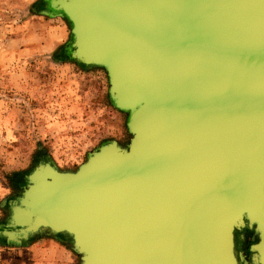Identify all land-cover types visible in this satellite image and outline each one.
Masks as SVG:
<instances>
[{
  "label": "water",
  "instance_id": "obj_1",
  "mask_svg": "<svg viewBox=\"0 0 264 264\" xmlns=\"http://www.w3.org/2000/svg\"><path fill=\"white\" fill-rule=\"evenodd\" d=\"M101 68L128 143L75 170L47 157L8 201L0 240L53 237L78 264H264V0H42Z\"/></svg>",
  "mask_w": 264,
  "mask_h": 264
},
{
  "label": "rangeland",
  "instance_id": "obj_2",
  "mask_svg": "<svg viewBox=\"0 0 264 264\" xmlns=\"http://www.w3.org/2000/svg\"><path fill=\"white\" fill-rule=\"evenodd\" d=\"M41 1L0 0V224L8 201L18 195L7 175L27 173L43 156L73 171L102 143L125 145L130 139L127 115L108 104L105 71L63 58L69 26L35 12ZM243 234L249 253L255 237ZM55 244L65 246L45 235L22 246L0 240V264H55L50 262Z\"/></svg>",
  "mask_w": 264,
  "mask_h": 264
},
{
  "label": "crops",
  "instance_id": "obj_3",
  "mask_svg": "<svg viewBox=\"0 0 264 264\" xmlns=\"http://www.w3.org/2000/svg\"><path fill=\"white\" fill-rule=\"evenodd\" d=\"M53 253L50 255V262L55 264H75V253L66 246H52Z\"/></svg>",
  "mask_w": 264,
  "mask_h": 264
},
{
  "label": "trees",
  "instance_id": "obj_4",
  "mask_svg": "<svg viewBox=\"0 0 264 264\" xmlns=\"http://www.w3.org/2000/svg\"><path fill=\"white\" fill-rule=\"evenodd\" d=\"M63 58L70 61L66 56H63ZM71 62H73V61H71ZM73 63L76 64L77 66L83 68V66H81L75 62H73ZM108 104L110 105L109 102H108ZM24 175H25V172H23V171H16V172L11 173L10 175H7L8 185L18 194L21 190V185L24 182V180H23Z\"/></svg>",
  "mask_w": 264,
  "mask_h": 264
},
{
  "label": "flooded vegetation",
  "instance_id": "obj_5",
  "mask_svg": "<svg viewBox=\"0 0 264 264\" xmlns=\"http://www.w3.org/2000/svg\"><path fill=\"white\" fill-rule=\"evenodd\" d=\"M245 233V232H244ZM247 234H244V240L242 241V243H241V248H242V251H243V253L245 254L244 256H245V262H243V264H252L251 263V261H250V259H249V253L247 252V250H246V248L247 247H245V245H246V243H247ZM247 246V245H246Z\"/></svg>",
  "mask_w": 264,
  "mask_h": 264
}]
</instances>
